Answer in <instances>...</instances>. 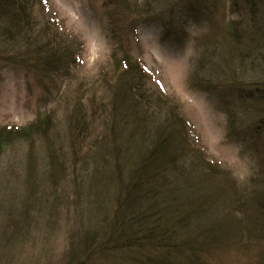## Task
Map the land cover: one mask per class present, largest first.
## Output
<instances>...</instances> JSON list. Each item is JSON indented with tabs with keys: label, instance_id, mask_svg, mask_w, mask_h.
I'll return each instance as SVG.
<instances>
[{
	"label": "rangeland",
	"instance_id": "374dc122",
	"mask_svg": "<svg viewBox=\"0 0 264 264\" xmlns=\"http://www.w3.org/2000/svg\"><path fill=\"white\" fill-rule=\"evenodd\" d=\"M141 1L128 0L130 5ZM146 1L153 2L152 13L139 23L141 16L132 11L118 15L119 0H28L34 28L65 41L71 60L65 65L68 76L39 75L20 62L0 61V126L47 121L44 131L34 130L29 139L11 137L0 150V264H63L84 228L97 237L102 226L107 228L117 181L126 170L105 185L101 177L107 172L98 171L92 157L96 141L110 135L105 123L110 124L113 100L122 90L116 85L125 76V63L116 62L123 56L141 76L135 73V79L129 75L123 82L145 80L142 87L153 108L178 110L187 121L184 150L215 165L216 174L199 169L210 180V211L232 213L225 227L236 229L250 222L243 210H257L250 200L264 193V39L248 40L264 31V23H258L264 4L207 0L200 17H193L187 16L192 10L177 9L186 0ZM171 17L186 19V25L179 22L168 30ZM130 19L136 21L129 25ZM228 54L237 59L229 61L234 66L221 72L203 66ZM239 65L244 66L235 69ZM245 88L258 90L253 97L260 99L247 98ZM81 114L92 129L78 146L70 127L72 116ZM106 200L104 209L99 204ZM239 239L240 248L218 251L208 264H264V234L251 243ZM103 263L90 254L86 262Z\"/></svg>",
	"mask_w": 264,
	"mask_h": 264
},
{
	"label": "trees",
	"instance_id": "16d2710c",
	"mask_svg": "<svg viewBox=\"0 0 264 264\" xmlns=\"http://www.w3.org/2000/svg\"><path fill=\"white\" fill-rule=\"evenodd\" d=\"M206 1L186 0L177 5V9L183 12L192 10L187 16L200 17L198 13L207 6ZM247 2L252 3V7L264 4L263 0ZM28 6V0H0V61L8 64L20 62L28 70L37 69L39 75L43 71H53L68 76L65 65L71 60L69 46L55 34L51 38L45 37L35 29ZM153 6L152 1L143 0L130 5L128 0H119L121 11L117 13L132 11L141 16V19L136 18L140 22L145 16H150ZM171 9L174 11L173 7ZM261 16L258 17L260 25L264 23ZM136 20L130 19L128 24ZM186 21L171 17L166 27L169 30L176 23L180 25L179 22L184 26ZM259 32L262 36L256 35L245 40L257 42L264 39V31ZM260 50L258 45L254 53ZM240 55L235 54L241 61L246 59ZM232 59L237 61L231 54L220 55L215 61L210 58L203 66H209L207 71L221 72L234 66V62L231 65L229 63ZM121 60L125 63L123 80L129 75L130 78L140 76L134 70L137 67L127 62L124 56L117 60L118 66ZM243 66L239 65L235 69ZM123 80L116 85L122 90L113 100L116 106L112 120L110 124L105 123V131L110 135L105 140L96 141L102 142L100 145L94 144L98 150L92 157L97 170L104 169L107 172V176L101 177L105 185H110L112 179L118 178L121 169L126 170L124 178L117 181L119 192L113 197L112 215L107 228L103 229L102 226V230L97 232L98 237L96 233H87L84 228L82 236L72 242L63 264H86L89 254L91 257L97 256L103 264H208L218 251L227 253L234 245L240 248L241 237L248 243L260 239L264 234V193L251 197L250 203L257 210L250 212L246 208L242 211L250 221L247 227H225V220L231 219L232 213L223 215L221 211L213 212L217 209L210 211V180L199 170L202 168L216 174L215 165L201 154L191 155L192 149L187 151L183 148V138H187L186 132L189 133L185 118L178 110H162L161 113L160 108H153L149 100L152 98L142 87L145 80L138 85ZM257 92L244 89L247 98L256 97L259 94ZM254 97L253 100L260 99ZM78 116H72L70 131L76 137L77 145L83 146L92 127L85 115ZM45 119L36 118L24 127L0 126V150L11 137L29 139L34 130L44 131L41 127L47 123ZM101 150L105 152L103 158L99 156L98 151ZM111 166L114 170H111ZM261 181L264 182V174ZM106 204L108 200L99 206L104 207ZM243 214L240 215L241 220L245 217Z\"/></svg>",
	"mask_w": 264,
	"mask_h": 264
}]
</instances>
